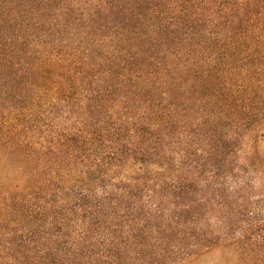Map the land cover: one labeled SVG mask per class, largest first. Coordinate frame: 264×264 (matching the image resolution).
<instances>
[{
	"label": "trees",
	"instance_id": "1",
	"mask_svg": "<svg viewBox=\"0 0 264 264\" xmlns=\"http://www.w3.org/2000/svg\"><path fill=\"white\" fill-rule=\"evenodd\" d=\"M14 8L0 0V264L264 259L263 226L207 217L238 159L264 167L242 146L264 136V0Z\"/></svg>",
	"mask_w": 264,
	"mask_h": 264
},
{
	"label": "rangeland",
	"instance_id": "2",
	"mask_svg": "<svg viewBox=\"0 0 264 264\" xmlns=\"http://www.w3.org/2000/svg\"><path fill=\"white\" fill-rule=\"evenodd\" d=\"M11 2L15 7L14 10L19 11L22 17V0H11ZM8 85L12 87L11 83L0 82V96L8 100L6 102L9 103L11 101L13 103L14 94L10 92L7 87ZM9 104L12 106L11 103ZM242 146L247 150L250 149V151L254 147L260 157L259 164H264V136L256 141L251 139L246 140ZM238 160V165L243 172L231 175L224 180L227 195L222 196L223 199L221 197L220 206L217 203V205L213 204V213L207 216L209 224L213 226H229L237 236L248 227L256 225L264 227V167L261 165V167L252 168L251 163L248 162L245 166V162L240 164L243 159ZM244 240V242L249 241L247 238ZM166 264H264V259L254 261L250 259V256L245 254L236 256L232 251L215 249L186 261L167 262Z\"/></svg>",
	"mask_w": 264,
	"mask_h": 264
}]
</instances>
